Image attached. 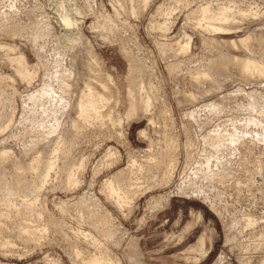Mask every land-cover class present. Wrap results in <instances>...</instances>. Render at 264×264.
<instances>
[{
    "label": "rangeland",
    "instance_id": "374dc122",
    "mask_svg": "<svg viewBox=\"0 0 264 264\" xmlns=\"http://www.w3.org/2000/svg\"><path fill=\"white\" fill-rule=\"evenodd\" d=\"M205 3L227 7V29L196 25ZM76 5L86 12L75 14L71 41L59 11ZM0 41L36 64L29 83L0 50L1 71L15 77L0 87V130L10 122L0 149L11 151L0 161V264H82L94 254L115 264L262 263L264 241H249L264 221L245 225L249 215L264 218V74H242L238 62L264 64V0H0ZM137 85L152 106L127 118ZM90 87L106 97L104 116L85 121L78 103ZM75 119L82 133L53 155ZM166 150L173 176L152 159ZM110 180L128 201L117 203Z\"/></svg>",
    "mask_w": 264,
    "mask_h": 264
},
{
    "label": "bare ground",
    "instance_id": "6f19581e",
    "mask_svg": "<svg viewBox=\"0 0 264 264\" xmlns=\"http://www.w3.org/2000/svg\"><path fill=\"white\" fill-rule=\"evenodd\" d=\"M118 1H120V0H118ZM150 1L151 0H142L143 5L145 7L148 6V4L150 3ZM63 5H65V3H63ZM169 7H171V8H169ZM39 8H41V7H39ZM160 8H163V5H161ZM174 8H175L174 6H173V8H172V6H168L167 9H165L164 13L171 14L173 12ZM223 8H224L223 10H219V11H215L214 12V11H212L213 8H212V6H211L210 3H205L204 5L202 4V7L200 9L201 12L199 13V18L196 21V25H199L200 27L203 26L202 28L204 30H210V31H219V30L221 31V30L227 29V28H225L224 21L229 20V17H228V15H226V12H225L226 9H227V7L223 6ZM72 9H73L72 12L63 11L64 8H62L61 11H59V15L61 16V21H62V23L67 28L63 32L64 35H63V33H62V35L65 36L68 40H71V41L73 40V38H77V36H76L77 31H75L74 28H75L76 25H78L80 23V21L78 20L79 18L77 19L76 16H75V14H81L82 15V14H84L86 12L82 7H80L78 5H76ZM161 10H164V9H161ZM45 24L48 25L47 19L45 20ZM231 41L232 42H235L234 40H231ZM189 43H190L189 41L186 42V44H185L186 45L185 46L186 48H184L183 50H185V49L187 50L189 48ZM65 44H66L65 45L66 46V49L72 47L67 42ZM0 50H3V56H4V58L6 60H8V62L11 64V66L13 67L14 71L18 74V76L21 77L22 80L31 83L33 81L35 75H36V69H35V65L36 64H31L29 62L28 57H27V54L23 50H21L18 47L17 44H11L10 42H7V41H0ZM134 62L135 63L132 66L135 68L136 72L139 73L138 75L143 74L144 73V68L142 66L143 64L139 60H136V59H135ZM238 64H239V67H240L239 71L241 70L242 74L243 73L244 74H247L248 72H253L254 70H258L259 73L264 74V64L261 63V61L253 60V59H249V58H245L242 61H239ZM133 67H132V70H133ZM214 67H216L218 70H221L219 64L217 65V63L214 64ZM137 73H134V75H136ZM207 74L208 73H202L203 76H205ZM107 77L110 80H112V76L110 74L107 75ZM197 77H199V74L197 75ZM129 78H130V75H129ZM135 78H137L136 81L138 82V77H135ZM131 79H133V78H131ZM9 80H15V77L12 76L9 73L2 72L1 69H0V87L3 86L2 85L3 82L9 81ZM129 87H132V86H129ZM61 89H62L63 92L66 91V87L64 85H61ZM0 90H1V88H0ZM129 90H130V95H131V103H130L131 108L128 109V111L125 113V116L127 118H129L131 115L134 114V112H135V110H136V108L138 106L141 107L142 109H144L143 111H146V110H149L150 109V107L152 106L151 95L147 94V97H143L142 94L139 92L138 85H137L136 88L135 87L134 88L132 87ZM3 92H5V91H3ZM0 94H2V92H0ZM134 94H135V96H134ZM138 94H139V97H140L139 101L136 99V96H138ZM34 97H36V95H34L32 98H34ZM105 99H106V97L104 96L103 93L94 91L92 89V87H90L89 90L82 95V97H81V99H80V101L78 103V111L80 113V117L83 120H85V121H89L91 118L102 119V117L104 116V113H103V111L101 109L100 102L103 101V100H105ZM123 119H124L123 116L120 115L117 119H113L112 118V121L114 122V124H116L117 122L118 123H122ZM9 125H10V122L7 123L6 126L4 128H2L0 131H4L6 128H8ZM82 130L83 129H82V126L80 125V122L77 119H75L74 122L70 125V128L67 130L65 137L63 135H60V136L58 135L57 136L56 142H55V145H54V148H53V155H56V153L58 152V150L60 149V147L65 143V138H68V140H70L71 142L74 143V141H76L75 139H77V137H79V134H80V132ZM144 130L145 129H143L142 132H145ZM84 136H86V135H84ZM231 139L232 140H236L237 137L235 138V136H232ZM10 152L11 151L10 150H7L6 148L0 149V161L1 160L3 161V160L9 159V157H10L9 155H11ZM40 155H42V154L41 153L37 154L33 158L32 162L30 163L31 164L30 167L33 168V170H37V169L40 168V163H39V160H40V157H41ZM167 158H168V152H167V150H166V153L164 154L163 158H159V159L158 158H152L154 160L156 159L157 164L161 165V168L162 167L164 168V173L162 172L163 174H165L167 172V170L170 169L169 168V164H167ZM168 161H169V159H168ZM56 164H57V158H56V156L51 157L46 162V164H45V170H44V175H45L44 179H45V181L47 180V177L50 175L51 170L56 166ZM173 164L175 166V163H173ZM80 165H83V162H80ZM139 166H140V168H143V166H141V165H139ZM258 170L260 171V173H262V175H264V163L263 162H261L259 164ZM168 171L170 172V170H168ZM166 174H168V173H166ZM172 174H170V175H172ZM168 178H169V176H168ZM131 181L134 182V178L131 179ZM166 181H168V180H166ZM68 182H70L72 184H77L79 182V180L75 177L72 169H70V172H69ZM18 184H20V186H18ZM43 185H44V183H42L40 186L42 187ZM136 185H138V184H136ZM22 186L23 185L21 184V180H19L18 183L14 184L11 188L13 190H16L17 191V190L21 189ZM108 187L110 188L109 189V192L111 191V196L112 197L114 196V198L117 197V199H116V201L118 200L117 203H119V201L122 202V203L125 202V201H128L129 195L127 193L125 194V192H122L121 191V188H118L114 184V182L112 180H110V182L108 184ZM263 194H264V192H263ZM207 199H208V197H205V200H207ZM208 200L211 201V205L215 206L214 205V201L212 199H208ZM26 208L28 209V207H26ZM29 209H32V208H29ZM24 212H25V209H24ZM95 214L96 213H94V215ZM248 214H247V216H248ZM246 219H247L246 225L244 224L246 226V228H247V226L248 227H253L254 224H257L260 221H264V218H263V220H260L258 217H255L253 215H249L248 217H246ZM194 222L191 223L190 225L194 224ZM105 223L106 222H104V224ZM26 229L27 230H31L32 228L29 229V226H28V228H26ZM27 230H26V233L29 234V231L27 232ZM21 232H23V231H21ZM31 233H32V231H31ZM33 233L35 234V231ZM30 235L32 236L33 234H30ZM24 236H25V234H24ZM27 238H28V236H27ZM205 240H206V238H200V240H198V242L196 243V246H200V245L203 246L205 244ZM255 241H259V243L264 241V231H261V233L258 235V237L254 238L252 241H249V243H252V242L255 243ZM2 243L3 244H6L7 241H3ZM248 245H246V246H248ZM140 252H141V249H140ZM204 252H206V251H204ZM141 256H142V254H141ZM82 264H115V262L110 257L94 254V255H91L88 260L82 262ZM261 264H264V259H263V261H262Z\"/></svg>",
    "mask_w": 264,
    "mask_h": 264
}]
</instances>
